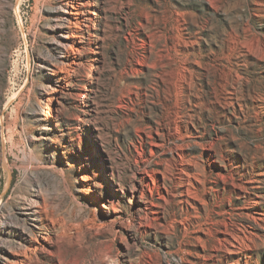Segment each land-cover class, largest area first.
<instances>
[{"label":"rangeland","instance_id":"obj_1","mask_svg":"<svg viewBox=\"0 0 264 264\" xmlns=\"http://www.w3.org/2000/svg\"><path fill=\"white\" fill-rule=\"evenodd\" d=\"M69 2L0 0V264H264V0Z\"/></svg>","mask_w":264,"mask_h":264},{"label":"bare ground","instance_id":"obj_2","mask_svg":"<svg viewBox=\"0 0 264 264\" xmlns=\"http://www.w3.org/2000/svg\"><path fill=\"white\" fill-rule=\"evenodd\" d=\"M93 7H92L91 0H70V2L67 3L66 6L64 7L65 19L67 21H69V22L73 21V24L82 22V20L83 21L84 20L91 21L92 20V16L94 15ZM55 41H57V43H56L57 47H59L61 49L64 48V50L66 51L65 54H60L59 55V57L62 60V65H66V66H70V67L74 66V65L76 66V64L78 65L76 59L73 56H71V54L68 53V49H71L73 47H76V49H83V47H81V43L78 42L77 40H75L73 38V36H69L68 32H66L63 29H61L59 31L58 40H55ZM53 72H56V71H53ZM61 74H62V71H61ZM63 74H65L67 76L68 72H65ZM53 75L54 76H59V73L56 72V73H53ZM62 80H64V79H62ZM53 81H54V79H53ZM57 82H59V81H57ZM57 82H55V83H57ZM66 87H67V85H66ZM62 95H63V89L61 88L60 85H58V86H50V88H48L45 91L46 99L45 100L42 99V100H40L38 102L39 110H40V113H41L40 120L44 124H51L53 122V117H54L53 114L54 113H53V110H52V107H51V101H52V99H56V100L58 99L59 100L62 97ZM181 174H182V172H181ZM176 181H177V184L180 185L181 187L184 185L183 177H181V176L179 178L177 177ZM39 197H40V192H38V194L36 195L35 200H32L31 202L27 203L26 205L24 204V207L22 208L24 216L28 220L30 218L32 226L38 225V222L41 221V218L43 216V210H42L41 206L39 205V201H38ZM258 205H259L258 201L253 202L251 204L252 210L256 211L257 208H258L257 207ZM256 218L264 221V214H261V216L259 214L258 216H256ZM50 224H52L53 227H54L56 223L51 222ZM54 229H55V227H54ZM230 236L235 241L232 242V240H231L232 238H230L228 236V238L226 240L227 241V244H226L227 246L225 245V247H228V248L231 247V249H234L233 251H235L236 248H240L241 246H243L241 243H244V241L243 242L241 241L242 239L240 238V235L237 232H236V234H234V235L231 234ZM40 238L41 239H36V238L35 239L34 238L28 239V243H29V248L28 249L30 251L33 249L34 251H40V252H44V253H51L52 252V246H51L50 242L47 240L48 238H46L45 236H40ZM15 254H17V253H14L13 257H11L12 255H10L9 258L12 259V260L15 259L16 261H19V257L20 256L22 257V255H19V257H18V255H15Z\"/></svg>","mask_w":264,"mask_h":264}]
</instances>
